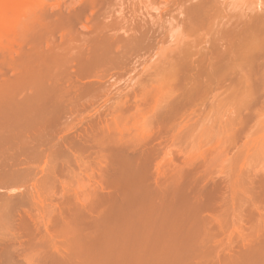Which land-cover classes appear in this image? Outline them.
I'll use <instances>...</instances> for the list:
<instances>
[{
    "label": "rangeland",
    "instance_id": "obj_1",
    "mask_svg": "<svg viewBox=\"0 0 264 264\" xmlns=\"http://www.w3.org/2000/svg\"><path fill=\"white\" fill-rule=\"evenodd\" d=\"M69 1L42 4L83 8L75 30L92 36L100 2ZM154 12L177 25L170 48L161 35L127 59L115 44L128 62L96 79L71 59L59 70L71 93L4 214L0 264H264V0H158Z\"/></svg>",
    "mask_w": 264,
    "mask_h": 264
},
{
    "label": "bare ground",
    "instance_id": "obj_2",
    "mask_svg": "<svg viewBox=\"0 0 264 264\" xmlns=\"http://www.w3.org/2000/svg\"><path fill=\"white\" fill-rule=\"evenodd\" d=\"M98 1L101 4L99 6L103 7V13L98 17L99 19L102 18L97 22L99 19L94 15L97 17H95L97 27L93 24H96L95 21L91 23L94 26L89 23L91 28L95 27L94 31L91 30L94 32V34L91 33L92 36L88 32L87 35L81 32L79 26L76 30L78 32L80 30L81 35H86L81 36L75 28L77 25L83 24L80 22L81 20L79 21V14L84 11L83 8L82 10L78 8L81 10L80 13L78 12L79 14H73V12L78 11L77 9L75 11L70 9L72 13L66 12V16L63 15V10L59 11L60 14L56 12L54 16H50L53 14L52 9L54 7H50L52 12H48L49 9L44 8L46 0L43 3L45 5L42 4L43 0H0V260L4 257L11 259V256H5L9 252L11 243L4 229V214L8 210L15 193L31 179L29 171L31 166L39 163L45 156L49 142H52L48 131L49 125L52 124V119L58 110L62 109L60 108L61 103L67 101H64L62 96L65 92L67 95L70 89L67 91L64 87L65 92H63V88H60V83L63 82V78L65 79V72H63L64 75L60 74L63 71L61 69L67 67L71 59L80 68L79 79L82 76L87 77V74L92 73V70L97 69V66H107L106 68L111 66L108 68L110 70L115 65L119 70L118 66L124 64L123 62L127 61L129 57L136 59L153 49L157 44L154 39H157L158 36L165 35L166 37L168 34H172L173 38L174 32L171 30L178 29L177 25H172L173 28L171 25L167 27V21L165 22V16H168V12L173 11L174 7L171 10V6L170 8L168 6L167 10L169 9V11L165 10L166 15L162 14L165 8L157 9L161 10L162 13L154 12L158 0H97L95 2L98 3ZM77 2L75 3L77 4ZM51 3L54 2L51 0ZM158 4L161 5L160 2ZM91 5L94 8L95 4L91 3ZM96 6L95 14L99 7ZM84 7L88 8L87 6ZM48 13L52 14L48 15ZM174 20L173 18L172 21ZM88 29L90 32V27ZM59 31L64 34L61 36L67 37V39L60 37L62 40L64 39L63 42L60 39L61 43L59 41V44H56L57 41L53 36L56 37L55 33ZM168 37V41L172 39L171 35ZM167 39L166 42L169 44L163 43V45L171 47V41L168 42ZM115 44L125 50L126 60H124L125 57L117 59L113 56V54L122 51ZM20 47L22 48L18 50ZM113 47L116 48V51ZM112 50L116 53H112ZM143 51L145 52L142 53ZM70 67L68 66V68ZM10 69L14 73L13 76L10 73L12 77L6 75L7 70ZM95 70L94 73H96ZM76 72L78 71L76 70ZM106 72L104 73L106 74ZM99 75L97 78L101 79ZM68 76L70 75L68 74ZM91 76L90 74L87 78L90 80ZM94 76L92 78H95ZM69 78L67 80L75 79L73 76ZM71 81L67 82L70 83ZM74 82L72 81L71 84ZM76 82L77 84L80 83L79 80ZM81 86L82 82L80 88ZM88 88L86 87L85 91ZM90 88L88 89L90 91L96 89L91 88V90ZM90 91L87 92L91 93ZM67 96L63 98L66 99ZM148 233L146 232V234ZM2 264L16 263L7 260Z\"/></svg>",
    "mask_w": 264,
    "mask_h": 264
}]
</instances>
